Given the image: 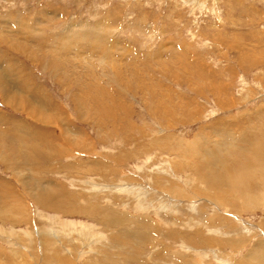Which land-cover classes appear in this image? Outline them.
<instances>
[{"label": "rangeland", "instance_id": "obj_1", "mask_svg": "<svg viewBox=\"0 0 264 264\" xmlns=\"http://www.w3.org/2000/svg\"><path fill=\"white\" fill-rule=\"evenodd\" d=\"M0 26V74L21 96L5 100L0 91V119L8 121L0 126L9 133L0 134V153L9 150L4 136L20 146L31 135L41 185L54 182L62 194L97 203V212L108 206L155 227H147L145 245L131 237L134 227L106 225L99 212L96 221L47 212L22 183L39 174L0 161V193H28V222L93 226L75 233L72 246L64 239L69 256L79 252L76 264H113L100 245L112 232L122 240L119 254L139 262L148 255L160 256L150 264H182L173 255L199 264L254 262L248 253L255 242L264 247V204L250 198L244 209L225 207L212 196L211 179L215 165L233 178L246 175L245 157L254 159L264 137V0H0ZM259 173L246 180L250 194L264 197ZM11 224L0 221V248L9 252L8 233L28 231ZM201 229L214 245L186 243Z\"/></svg>", "mask_w": 264, "mask_h": 264}, {"label": "bare ground", "instance_id": "obj_2", "mask_svg": "<svg viewBox=\"0 0 264 264\" xmlns=\"http://www.w3.org/2000/svg\"><path fill=\"white\" fill-rule=\"evenodd\" d=\"M1 29H2V27L0 26V31H1ZM41 45L42 44H40V43L38 44V46H40V49L44 50L45 47L43 49ZM68 45H70V44H68ZM69 49H70V46H69ZM86 51L88 52V50H86ZM88 55H90V54H88ZM0 91H2L3 97L6 98L5 100H8V97L10 99L11 98L17 99L19 97V95H17V97L14 96L15 95L14 91L11 92L9 85H8V78L3 74H0ZM10 95H13L14 97H12ZM18 99L21 100V96ZM0 120H1L0 122H2L3 124H5L4 122L8 123V121H6V120H3V119H0ZM2 123H0V125ZM4 126H0V134L8 135L9 134L8 130H5V128H3ZM16 136H19L18 133ZM4 138H5L6 143L7 144L9 143V150L6 149V150H4V152L0 153V161L3 162V164L7 165L8 169L12 168L15 171L17 169H23L24 168V169L30 170V171L34 170L37 172L36 174H39V175H34L32 177L29 176L27 179L22 180L23 181L22 183L27 187L28 190L31 189L32 192L29 193V195L31 196L30 198H32L33 201L36 204H38L42 209H44L47 212L51 211V212L57 213V215H60V214H62V215H70V214L86 215L87 217L92 218L94 220H95V217L97 216L96 213L99 212L98 215L104 219V222L106 225H116V224L121 225L122 223H125L126 225H129L132 228L134 227L133 228L134 230H132L131 237L137 238L138 241H140L142 244L146 245V240H148L147 236H150L148 233L147 227L154 224V222H152L150 220V218H148V217H146V219H144L142 217L133 218L131 215H130L131 217H128V215H126V214H121L118 209L113 210L111 208H108V206L106 209L101 208V210L103 212L102 211L97 212L99 205L97 203H92V201H90V200H87V201L85 199L82 200L81 199L82 196H79L80 194L79 195H72L70 193L62 194V190H64V189L61 187H58L60 185L56 186V184L54 182L48 183L46 186L41 185L43 180H42V178H40V173H42V171L44 172V170L43 169L40 170L39 164H40V161L42 160V157L39 153L36 154V152L38 150H35L34 146H37V144L34 140H32L33 139L32 136L29 135L27 138H25V140L27 139L25 142H29L28 144L22 145V143H20V146L18 145V141H19L18 137H15V135L10 136L8 138V140H11L9 142L5 136H4ZM14 140H15V142H14ZM16 140H17V142H16ZM52 146H53V144H52ZM5 148H8V147H6V145H5ZM224 148H225L224 146H221V149H224ZM263 150H264V137H263V139L262 138L259 139V141L256 145L254 159H252V157L250 155L245 157V163H248V166L245 165V167L243 166L242 168L244 169L243 172H246L247 174L246 175L241 174V176L239 178H233L232 177L231 173L233 171L232 172L229 171V173H228L227 172L228 170H227L226 171L227 174H225L224 171L223 172L218 171L219 168L217 165H215L214 169H216L215 170L216 172L213 173V174H215V178H212L211 180H213L216 183L218 193L215 192L212 196L220 198L218 200H221L220 202L225 207H226L225 204H227V203L235 206L236 202H238L239 204H241L240 205V206H242L241 208L244 209L245 206H243V205L247 204V202L250 200V198H253L252 200L256 201L257 207L260 204H264V197L261 194L256 196L254 193H251V194L249 193L250 189L253 191V189H255V188L252 185L247 184V180H246V179H248V177L250 178L251 176H255L257 172H260L259 176H258L259 178H257V179H259L260 182H262L261 185H259L260 191L262 190L264 192V151ZM215 156L216 157H215L214 163L216 162L218 155L216 154ZM224 156H225V154H224ZM51 159L52 160L54 159L53 155H51ZM222 160L219 161V163H220L219 166L222 165L221 164ZM224 165H225V162H224ZM223 169H225V168L223 167ZM242 177L246 180V182H243L244 180L242 179ZM250 179H252V178H250ZM261 179H263V180L261 181ZM256 183H255V185H256ZM237 184H239V187L237 186ZM255 187L258 188V186H255ZM132 189L133 188L126 187V188H124L123 192H127L128 190H132ZM8 193L6 195H3L0 193V221L12 223L10 225L11 227L19 226L20 224L26 223L28 226V231L27 232L23 231V233L21 232V233H18L16 235V233H14V229H15L14 228L9 233L7 232L8 236H10V241L6 240V243H8V241H9V245L11 246V250L9 252V251H5V249H3V248H0V264H76V263H78V260H79L78 253L79 252L78 253L76 252L77 258L75 257L76 255L69 256V253H66L67 251H64V249H63L64 247L62 246L63 243L66 242V241H64V239L67 240V242L70 241L71 242L70 244L72 246L73 245L72 241H74V238H73L74 234L75 233L77 234L79 232L78 233L79 236H81V237L84 236V232L90 230L91 225L86 226L84 229L83 228L77 229V226L74 225V223L70 224L67 221H63L64 228L62 230H58V229H55L56 227H54L55 225L58 224V222L55 221L54 219L51 222L52 226L48 227V228L45 227L46 222L42 221V219H41V221H38V222L36 221L37 222L36 224H38V223L41 224L40 226L38 225V227H37V225L35 226L33 224L32 219H31L32 217L30 218V216H29V222L30 223L28 222V215H27L28 213L26 212L25 205H24L25 204L24 202L26 201L25 198L27 199L26 196L28 193H25L21 197L18 196L19 194L17 195L14 192H10L9 194ZM242 198H243V201L239 202L238 199L242 200ZM81 201H83L82 205H80ZM57 219L61 220L60 217H58ZM61 223H62V220L59 224H61ZM200 224L201 223H199V226H200ZM79 227H81V226H79ZM91 227H93V226H91ZM145 228H147L146 229L147 232L143 231V230H145ZM156 229H157L156 231L159 232L161 230V227L156 226ZM80 230H81V232H80ZM62 233L65 235V237L63 236V240H62V237L59 236V234H62ZM194 234H195V238L191 237L190 239H186V243H188L190 245L201 244L199 246H202V245H204V240H205L206 244H207L206 246L214 245V243H212V241L210 239H204V240L202 239V238H204V234H203L202 229L195 231ZM100 235L95 234L96 240L93 242V245L99 242L98 240L100 238ZM110 235H111L112 240L109 241L106 236H102L103 237L102 240L105 239L107 241L105 242V241L101 240L100 245L102 246L101 247L102 249L107 248L106 250L111 251L110 256L115 261V262H113V260H112L113 264H115V263H117V264L118 263L119 264H148L149 263L150 264V263L154 262L155 259L160 258V256L151 257V255H148V258H146V261H140L139 262L136 260V258L134 256H133V259H132V257H130V255H127V256L123 255L122 256L121 254H119V252H120L119 250H122V247H123V246L120 247V245L122 244L121 243V241H122L121 237L115 236V234L113 232L110 233ZM172 236L171 235L170 236L164 235V238H166V237L171 238L169 240H170L171 244H173L175 242V240H174L175 238H173ZM71 237H72V239H71ZM200 238L202 239V241L200 240ZM15 239L19 240L20 245L19 244L16 245ZM180 240H181V238H180ZM216 240H218V239H216ZM231 240H234V239H232V238L228 239L227 242H231L232 244H235ZM104 242H105V244H104ZM246 243L247 242H244L241 246L245 245ZM255 244H256V246L252 249V251L250 253H248V258L254 259L255 263L251 262V261H247L245 264H247V263H249V264H264V253L261 251L264 249L263 242L261 240V242H258V243L255 242ZM139 250H140V248H139ZM139 250H137V251L135 250L137 253V254H135L137 258L141 254V252H139ZM40 252H41V254H39ZM102 254L103 253L101 252L99 255H102ZM33 255L37 258H34ZM85 255L86 254L84 253L83 255H81V257H83ZM161 255H163V254L161 253ZM173 256L175 257L176 261H179L182 264H199V262H197L195 260H191L192 256L182 255V258L184 259L183 261L180 258H176L175 255H173ZM186 256L191 261L189 260L188 262H184L185 260H188L186 258ZM18 258H20L22 260V262H20L19 260L17 261ZM106 258H108V257H106ZM40 259L43 262L37 263V261ZM34 260H36V261H34Z\"/></svg>", "mask_w": 264, "mask_h": 264}]
</instances>
